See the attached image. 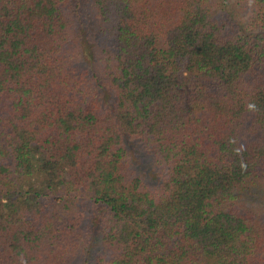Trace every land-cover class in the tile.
<instances>
[{
	"label": "trees",
	"instance_id": "16d2710c",
	"mask_svg": "<svg viewBox=\"0 0 264 264\" xmlns=\"http://www.w3.org/2000/svg\"><path fill=\"white\" fill-rule=\"evenodd\" d=\"M0 264H264V0H0Z\"/></svg>",
	"mask_w": 264,
	"mask_h": 264
}]
</instances>
